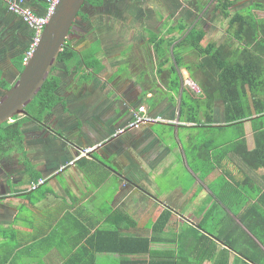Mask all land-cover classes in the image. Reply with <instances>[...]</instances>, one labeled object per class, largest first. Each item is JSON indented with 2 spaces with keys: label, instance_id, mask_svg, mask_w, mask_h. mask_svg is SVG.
Here are the masks:
<instances>
[{
  "label": "crops",
  "instance_id": "obj_1",
  "mask_svg": "<svg viewBox=\"0 0 264 264\" xmlns=\"http://www.w3.org/2000/svg\"><path fill=\"white\" fill-rule=\"evenodd\" d=\"M26 1L35 12H45L47 0ZM6 28L9 37L28 44L30 33L28 37L11 24ZM140 28L109 27L107 33L98 32L93 44L100 43V58L104 48L109 50L105 81L100 76L102 70L96 73L74 66L71 73L62 75L61 69L57 74L62 78L63 103L44 114L41 121L18 116L22 143L0 156V264H64L73 256L90 258L91 250L79 248L88 244V237L97 230L108 228L122 236L150 238L152 255L182 264H254L245 255L258 258L261 253L264 259V240L254 230L264 232V135L260 143L256 138L257 129L264 130V99L262 110L244 120L245 143H234L231 148L237 156L225 160L224 150L220 152L224 141L214 147L211 142L218 137L211 138L208 131L213 128L222 136L224 128H232L233 135L227 140L235 142L241 127H221L226 115L220 97L212 110L206 104L204 108V102L198 107L200 89L188 84L180 72L188 71L186 54L193 50L176 47L184 67L177 66L173 53V45L189 28L181 36L179 31L185 29L178 27L172 38L162 33L166 29L152 30L167 40L175 37L163 70L149 42L150 30ZM25 46L18 51L14 46L12 54H20ZM171 65L179 73L178 89L171 87L175 77ZM17 75L16 71L10 79ZM140 106L166 121L107 140ZM198 141L209 151L206 161L211 174L203 160L200 165L193 160L192 143ZM100 142L103 145L90 157L78 158L80 149ZM71 160H75L72 165L59 170ZM41 178L44 183L33 189L32 183ZM218 178L224 187L211 186ZM163 212H169V219L164 229L157 231L154 225ZM243 215L250 229L242 222ZM227 217L244 232L226 222ZM218 226L220 236L231 240L236 249L211 236ZM203 233L213 241H201L208 249L202 252V260H197L190 252ZM95 256L100 262L118 264H146L149 259L139 252H95ZM103 257H109V262Z\"/></svg>",
  "mask_w": 264,
  "mask_h": 264
},
{
  "label": "trees",
  "instance_id": "obj_2",
  "mask_svg": "<svg viewBox=\"0 0 264 264\" xmlns=\"http://www.w3.org/2000/svg\"><path fill=\"white\" fill-rule=\"evenodd\" d=\"M104 1L105 0H86L85 2L100 7L104 4ZM219 2L220 5H218V7H221L223 16L229 17L230 8L236 3V0H219ZM25 4L30 6L26 0ZM48 7L49 2L47 0V6L43 14H46ZM247 8L249 10L248 12ZM247 8L245 11H240L234 16L236 26L230 32L232 37H229V40L235 38L236 42L240 43V46L227 50V44H222L217 46L212 52H209L208 48L206 49L202 45L206 31L200 26H194L189 29L186 36L177 44L173 45V53L178 67H184L185 65L183 63V56L176 51V47H190L198 56L195 66L203 72L207 80L206 83L198 85L201 91L200 95L196 97L198 100V107H201V103L204 102V108L206 104L208 105L209 110H212L217 98L220 97L224 101L226 124L221 127H232L235 125L241 127L240 136L238 137L236 135V138L238 139L237 141L234 142L233 139L227 140L233 144L245 143L244 120L246 118H251L254 113H258L257 111L262 110L261 105L263 104L262 101L264 99V17L258 18L253 13L254 9L264 10V1H254ZM20 18L21 19H19L17 23H11V25H14L18 32L27 34L28 37L30 33L31 36L29 42L27 41L28 44L25 43L26 49L12 58V63L18 74L24 69L25 52L29 49L34 36V32L30 25L25 22L22 17ZM177 27L183 30L187 25L184 20H181ZM3 33L8 36L9 30L5 27ZM174 39L167 40L164 36H159L157 33L150 30L149 42L153 44L161 59V62H159L160 70H163L164 66L169 62V53L171 51L169 48L172 46ZM19 49L21 48L17 47V51ZM100 50V44L96 43L95 46L93 45V48H90L87 51H80L77 49L76 43L66 40L51 74L36 97L27 105V116L37 121H41L44 114L49 112L57 104L61 102L63 103L64 99L60 92L62 78L57 74V72L63 68H61V66L59 67V64L64 66V71L66 73H71L74 66L79 68L82 67L85 71L90 69L97 73L104 67V63L99 56ZM10 53L13 55L11 50ZM187 68L189 75L193 74L191 64L187 65ZM170 71L175 76L171 87L178 89L180 81L176 66L171 65ZM87 73L90 74L91 72ZM10 86L11 83L7 79L0 77V87L3 91H6ZM196 107L197 106H195V108ZM21 127L22 122L19 121L18 116H15L12 121L0 125V156L8 154L12 149L20 146L23 138ZM257 130H260L256 132L257 142L260 143V137L264 135V130ZM244 217L245 215L242 217V222H244L250 229L249 226L251 224L249 220ZM168 219L169 212H163L156 221L154 229L157 231L163 230ZM226 219V222L235 226L236 230L239 229L240 233L244 232L243 228L238 224H234L230 217H227ZM254 230H257L258 237L261 240H264V232L256 228ZM219 231L220 227L218 226L211 236L219 240L223 239L227 246L236 249V245H234L231 240L228 241L222 238ZM182 239L183 238H181V240ZM203 239L210 242L213 241L209 235L204 233L200 236L199 241L190 252V256L197 260H202V252L204 253L208 249L203 246L205 244L204 241L201 242ZM150 242V238L122 236L116 231H110L109 228L97 230L88 237V244L79 248L81 249L80 251L84 249H86V251L91 250L90 258H76V256H73L68 258L64 264L119 263L113 260L109 263L100 262L97 260L95 252H117L120 254L125 252H139L149 255V259L145 260L146 264H182L179 260L161 258L152 255L153 252L150 248ZM187 251L188 250H186V252ZM198 256L201 259H198ZM245 256L248 258L247 260L254 264L264 263V259L261 257L262 253L258 258H254L253 256L248 257L247 255Z\"/></svg>",
  "mask_w": 264,
  "mask_h": 264
},
{
  "label": "rangeland",
  "instance_id": "obj_3",
  "mask_svg": "<svg viewBox=\"0 0 264 264\" xmlns=\"http://www.w3.org/2000/svg\"><path fill=\"white\" fill-rule=\"evenodd\" d=\"M5 1L6 0H0V77L14 82L17 77L11 80L10 75L14 74L17 71L11 62V59H12L11 57H13L15 54H13L10 58H8V56L11 55L10 50L14 46L22 48L25 46V42H24V39L20 40L15 36L8 37L6 34L3 33L4 28L6 26H8L11 23H17V21L21 19L19 15L13 12H10L8 10L7 6L5 5ZM254 1H259V0H236V3L230 8L229 17L223 16L221 12V7H218V5H220L219 0H155L154 2L146 1V3L154 4L152 10H154V8L156 10H161L157 12L158 14L156 13L155 17H157V19L154 18L155 19L154 24L159 25V28H162L163 30L166 29V31L162 33L166 34L168 37L172 38L173 35L178 32L177 26L179 25V22L181 20H184L187 25V27L184 28L185 30L183 32L179 31L181 36L184 35V33L188 30L189 27H191V25L203 27L206 31V35L203 39V46L206 49L208 48L209 52H212L217 46L222 45V44H227L226 46L227 50H231L233 48H236L237 46H240L239 45L240 43L236 42L235 38H232L231 40H229V37H232L231 36L232 34L230 32L236 26L234 22V16L240 11H245L246 8L249 5H251ZM260 1H264V0H260ZM105 3L108 5V7L100 8L99 12L104 11V13L106 12L117 13L116 18L118 19H115L114 21L117 22L116 24H118V28H123V29L128 30L131 27H135L138 29L139 25L137 23L139 21V18H143V14L145 13L144 8L143 9L140 8V11L138 12L137 8L139 6L138 5L139 3L135 2L134 0H105ZM85 7L87 8V5L83 6L82 8L84 9ZM146 8L148 10V13L153 12L149 6H147ZM135 11L140 13L139 14L140 17L138 18L136 17ZM248 11L249 10L247 8V12ZM253 12L256 13L258 17L264 16V11L262 10H254ZM160 14H162L163 16L158 17V15L160 16ZM111 20L112 19L109 18V21ZM144 21H146L148 24L151 23L148 21V18H144ZM109 25L113 28L115 27L110 23ZM87 26L90 27V24H87ZM142 28L143 27H141L140 29ZM98 35H99L98 32L88 33L86 36L85 35L81 37L79 36L81 40L79 38L78 39L74 38L72 42L73 43L78 42L77 47L79 48L80 51H87L90 48H93V45L95 46L96 43L100 44L97 41L94 44L91 43L92 41H95L96 38H98ZM107 54L109 56V50H106L104 48L103 54L101 55V59L103 63L104 62L105 63L100 73V76L102 77L104 81L109 76V64L110 63H109V59L107 58ZM186 55H187L186 60L188 59L187 61L189 64H191L192 70L194 69V74H196V77L200 78L201 80L198 81L197 78L193 76V74H190V76H188L189 74L188 71L180 70V72L183 73L182 75H186L185 79H187L186 81L188 84L190 85L192 84L195 87L197 86L199 89L198 85H202V83H206L207 80L206 78L204 79L203 72H201V70L196 68L195 66L198 60V56L196 55L194 51H191L190 53H187ZM60 66L61 68L64 69L63 65L59 64V67ZM74 68L75 67H73V69ZM123 68H126V67H123ZM76 69H79V67L76 66ZM64 73H65L64 70L61 71L62 75ZM162 85L165 87V83L162 82ZM103 88H105V86ZM109 88L112 89V86H110ZM1 95H2V90L0 89V96ZM126 124L121 125V126L123 127ZM223 130H221L223 132H222V136H220L219 134L216 133V131H213V128H210V130L208 131V135L211 138L214 136L218 137L213 142H211V144H213L215 147L218 141L219 143L224 141V144L222 145V148L223 147L224 148L220 149V152L222 153L224 150L223 155H226L225 160H227L230 157L233 159L235 158V156H237L234 153L235 151L231 149L232 147L234 148L233 143H230V142L227 143V137H232L233 129L224 128ZM112 134L109 136L107 140L112 139L111 138ZM198 137L200 138L201 136L199 135ZM194 144H198V146ZM192 145H193V148H192L193 160L195 159V162L197 161L199 165L201 164V161L203 160L204 164H206L205 166H207L208 168L207 172L211 174V170L208 164L209 162L206 161L208 159L207 158L208 155L206 153L209 151L206 150V148L204 147L203 141H198V143H192ZM212 149L210 151H212ZM217 160L221 161V158H217ZM222 164H223L222 167L224 168V162ZM215 165L217 166V164ZM195 167H197L196 164H195ZM186 183L188 184L189 182H186ZM224 185L225 183L221 181V179L219 178L217 179V181L211 184V186H214V187H224ZM183 254L184 255L186 254L187 256V253H183ZM181 258H182V255L180 256V259ZM103 259H106L105 261L109 262V257H106V258L103 257Z\"/></svg>",
  "mask_w": 264,
  "mask_h": 264
},
{
  "label": "water",
  "instance_id": "obj_4",
  "mask_svg": "<svg viewBox=\"0 0 264 264\" xmlns=\"http://www.w3.org/2000/svg\"><path fill=\"white\" fill-rule=\"evenodd\" d=\"M86 0H59L33 55L11 86L0 96V125L27 115V105L51 74L71 27Z\"/></svg>",
  "mask_w": 264,
  "mask_h": 264
},
{
  "label": "built area",
  "instance_id": "obj_5",
  "mask_svg": "<svg viewBox=\"0 0 264 264\" xmlns=\"http://www.w3.org/2000/svg\"><path fill=\"white\" fill-rule=\"evenodd\" d=\"M48 2H49V7L46 14L39 15L35 13V11L30 6H27L25 4V0L5 1L8 10L22 17L24 21L30 25V27L34 32L33 41L30 44V47L25 54L24 63H26L28 59L33 55L35 48L43 33V30L46 24L48 23L49 18L53 13L55 6L59 2V0H48ZM162 121H166V119H164L161 116L152 115L145 107L140 106L139 108L132 110V119L129 122H127L125 126L118 127L112 134L111 138L118 137L130 130L139 129L143 125L151 124L155 122H162ZM102 145L103 142H100L96 145H92L80 149L78 158L90 157L92 152ZM74 162L75 160H71L68 163H65L60 167L59 170L63 171L67 166L72 165ZM44 180L45 179L41 178L38 179L36 182H33L32 188L33 189L37 188L40 184L44 183Z\"/></svg>",
  "mask_w": 264,
  "mask_h": 264
},
{
  "label": "flooded vegetation",
  "instance_id": "obj_6",
  "mask_svg": "<svg viewBox=\"0 0 264 264\" xmlns=\"http://www.w3.org/2000/svg\"><path fill=\"white\" fill-rule=\"evenodd\" d=\"M134 1L139 3L138 4L139 6L137 8L138 12L140 11V8H142V7L145 9V13L143 12L144 13L143 15H145V16H143V18H139V21L137 23L139 25L138 28L143 27L144 29H148V30L158 29L159 25H155L154 21L156 19L155 18L156 13L161 11V10H156L155 8H154V10H152L154 4L146 3V1L154 2L155 0H134ZM120 2H122V1H120ZM85 5H87V8L85 7L83 9L82 7ZM83 6L81 7L80 11L78 12L79 14L77 15V17H76V19H75V21L71 27L70 33L66 39L67 41H73L74 38L80 39L81 36H84V35L86 36L88 33H92V32L103 31V32L107 33L106 31H109V27H111L109 25V23L115 27H118V24H116L117 22L114 21L115 19H118V18H116L117 13H111V12L104 13V11L99 12L100 8L108 7V5L105 3V1H104V4L100 7L94 6V4H92V3L88 4L86 2H84ZM147 6H149L153 12L148 13V10L146 8ZM138 12L135 11V15L137 18L140 17V15H139L140 13H138ZM147 15H148V17H147ZM145 17L148 18L149 22H151L150 24H148L146 21H144ZM109 18L112 20L109 21ZM87 24H90V27H88ZM194 26L195 25H191V27H189V29L193 28ZM91 43H93V41ZM77 44H78V42H77ZM9 82L12 84V81H9ZM0 89L2 90V94H3L5 91H3V89L1 87H0Z\"/></svg>",
  "mask_w": 264,
  "mask_h": 264
},
{
  "label": "clouds",
  "instance_id": "obj_7",
  "mask_svg": "<svg viewBox=\"0 0 264 264\" xmlns=\"http://www.w3.org/2000/svg\"><path fill=\"white\" fill-rule=\"evenodd\" d=\"M12 120H13V119H12ZM12 120H11V121H12Z\"/></svg>",
  "mask_w": 264,
  "mask_h": 264
}]
</instances>
